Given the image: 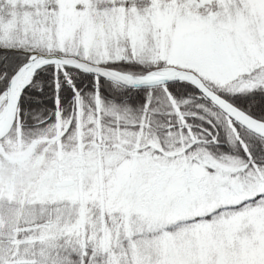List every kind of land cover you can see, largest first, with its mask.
<instances>
[{
	"label": "snow or ice",
	"instance_id": "obj_1",
	"mask_svg": "<svg viewBox=\"0 0 264 264\" xmlns=\"http://www.w3.org/2000/svg\"><path fill=\"white\" fill-rule=\"evenodd\" d=\"M0 264H264V0H0Z\"/></svg>",
	"mask_w": 264,
	"mask_h": 264
}]
</instances>
